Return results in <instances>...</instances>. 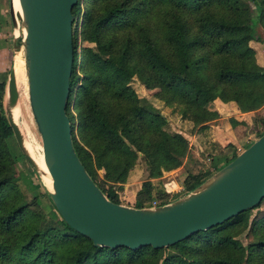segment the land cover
I'll return each instance as SVG.
<instances>
[{"label": "trees", "instance_id": "1", "mask_svg": "<svg viewBox=\"0 0 264 264\" xmlns=\"http://www.w3.org/2000/svg\"><path fill=\"white\" fill-rule=\"evenodd\" d=\"M250 1L258 11L255 17L244 0L84 1L82 40L98 43L105 55L92 47L78 55L74 39L66 113L81 162L94 181L102 171L99 187L112 202L120 204L115 186L127 182L139 154L149 175L136 193L138 204L168 198L163 172L180 166L189 152L188 139L168 131L160 111L138 97L130 86L134 77L152 80L160 99L201 128L212 119L208 105L215 101H233L241 112L264 106V67L249 44L258 27L264 32V0ZM4 108L1 100L0 264H264V198L253 208L259 209L253 218L252 209L247 210L170 246L164 257L165 248L94 246L63 221L47 190L51 209L41 215L25 202L13 173V133ZM260 122L264 128V116ZM236 155L212 156L206 176ZM204 177L188 174L174 197L192 191ZM243 228L248 229L247 245L234 235Z\"/></svg>", "mask_w": 264, "mask_h": 264}, {"label": "water", "instance_id": "2", "mask_svg": "<svg viewBox=\"0 0 264 264\" xmlns=\"http://www.w3.org/2000/svg\"><path fill=\"white\" fill-rule=\"evenodd\" d=\"M77 2L18 0L17 13L10 0L8 9L14 50L23 48L29 106L51 178L52 191L46 187L47 192L63 221L94 246L162 249L257 206L264 198V134L211 179L172 202L130 207L105 195L75 150L66 113L74 62L72 9ZM6 96L7 106L17 103L14 67L8 73ZM4 111L23 157L41 173L25 149L18 122Z\"/></svg>", "mask_w": 264, "mask_h": 264}, {"label": "rangeland", "instance_id": "3", "mask_svg": "<svg viewBox=\"0 0 264 264\" xmlns=\"http://www.w3.org/2000/svg\"><path fill=\"white\" fill-rule=\"evenodd\" d=\"M3 1L4 0H0V22H2V25L0 27V93H1L0 95L3 94V97L0 96V105H1V100L2 103H4L5 105L7 103L6 81L8 78L9 71L12 69V67H14V56L16 54L13 47L15 29H14V25L12 24L8 10L10 0H5L6 1L5 17L2 16L1 13L2 10L1 6L3 5ZM79 1H80L79 2L80 10L76 15H74V21H73V41L75 39V46L77 53L79 55L83 47H92V49H94L96 52L105 55L103 48L98 43L90 44L82 40L81 31L83 24V15L86 9L84 3L85 0H79ZM244 1L248 3V5H250L251 14L253 17H255L258 14V11L257 9H255L254 4L250 0H244ZM257 35L258 36L264 35L263 30H260V34H256V36ZM263 41L264 40H261L260 38L257 41L255 40L253 41L256 43V47H258L257 51L259 53L262 51L261 46L264 45ZM249 44L251 46L252 42L250 41ZM18 57L19 56H17V58ZM17 58H16V62H17ZM15 67H16V63H15ZM76 71H79L78 67L76 68ZM79 75L81 80L82 73H80ZM130 86L134 89L138 97L147 99L152 107L157 108L160 111V114L167 120L166 129L168 131L179 132V133L186 132V134L188 135L193 133L194 130L198 127V126H194L191 121L182 117L179 107L169 106L162 99H160L159 96L160 88L157 87V85H155L152 80L143 83L142 81L139 80V78L134 77L130 83ZM20 105H21V115L19 121L17 120V122L25 141L26 151L29 154V149L30 148L34 149L35 155H33L34 157L32 159L39 167L41 173L35 170L33 166L30 163H28V161L23 157L22 151L19 150L17 143L14 139V136L9 138V143L13 147V154L16 157L12 170L14 175L17 177L19 187L27 195L25 196L24 199L25 202L29 203L30 205H34L31 207L32 208L35 207L41 213V215L42 214L47 215L49 213V210L51 209V204L48 200V197L45 194V190H47V188L43 183L44 178L42 179L43 154H42L41 138L37 131L36 123L33 119L29 106L28 97L26 96V90L24 88L20 90ZM71 111L74 117L76 118V112L73 108V102L71 106ZM263 116H264V108L254 115L253 120L251 122V126L250 127L248 126V129L244 131V135L243 137L240 138L236 148L234 146H227L224 149H221L217 152L220 154L225 153V155H227L226 153H229L227 156L231 155L232 153L239 154L240 152H242L248 145L253 143L260 136V134L264 132V128L262 127L260 122ZM188 141L190 143V140ZM212 155L213 154L211 152L208 154H204L203 166H201L200 168L194 167L193 169H188L187 173L190 174L189 172L191 171L192 173L193 171H197L196 174L205 176L203 178V182L211 179L215 175V173L212 172L211 175L208 176L206 175L209 173L211 169V167H209L210 159L208 158L211 157ZM206 164L208 166H206ZM167 172L168 171H164L162 177ZM148 175H149V169L147 168V165L145 164L142 158V154H139V158L137 159L133 169L129 173L127 182L122 187L115 186V189L119 196L120 204L130 207H151L153 201L158 202L159 204H165L167 202H172L177 198H179L174 196L179 192L183 191V183L180 186L181 189L178 192L176 191L174 196H168V198H164V197L154 198L152 199V201H145L138 204V201L136 200V193L141 188L142 183L148 179ZM164 181L165 180H163V182ZM95 182L97 183L98 186L103 187L102 171H97ZM174 187L176 186L174 185ZM184 195L185 193L183 195H180V197ZM258 210H259L258 208L252 209L249 218L250 219L253 218ZM247 230L248 229L243 228L240 233L234 234L235 238L239 239L243 245H247L249 243V241L245 238ZM172 250L173 249H171L170 246L165 247V250L162 252L161 257H164V255L170 253Z\"/></svg>", "mask_w": 264, "mask_h": 264}, {"label": "crops", "instance_id": "4", "mask_svg": "<svg viewBox=\"0 0 264 264\" xmlns=\"http://www.w3.org/2000/svg\"><path fill=\"white\" fill-rule=\"evenodd\" d=\"M5 8L6 1L4 0L3 5L1 6V13L4 17ZM1 25L2 22H0V27ZM260 30L262 29L258 27L257 34H260ZM256 37L255 41H257L258 38L264 40V35H257ZM253 41H251V46L255 50L256 60L260 66L264 67V45L261 46L262 51L259 53L257 51L258 47H256V43ZM208 108L211 111L212 119L205 123L203 128L198 126L193 133L188 135L186 132L182 133L188 140H190L188 156L180 166L168 171L163 177H161V179L165 180L163 185L164 191L169 196H174L175 192H178L181 189L180 186L188 175V169H193L194 167L200 168L203 166L204 154L211 152L213 154L212 156H215L220 154L217 151L224 149L227 146H234L236 148L240 138L244 135V131L248 129V126H251L254 115L262 110L264 106L257 110L241 112L237 104L233 101H215L210 103ZM226 154L228 155L229 153ZM232 155L233 153L228 157L230 158ZM212 156L208 158L210 159L209 167H211ZM206 166L208 165L206 164ZM196 172L197 171H193L192 173L191 171L189 173L196 174ZM156 180L157 179H152L154 183H157ZM174 185L176 187H174ZM168 187L169 189H167Z\"/></svg>", "mask_w": 264, "mask_h": 264}, {"label": "bare ground", "instance_id": "5", "mask_svg": "<svg viewBox=\"0 0 264 264\" xmlns=\"http://www.w3.org/2000/svg\"><path fill=\"white\" fill-rule=\"evenodd\" d=\"M12 4H13L14 11L17 13H20V7H19L18 0H12ZM19 22H20V20H19ZM19 24L21 25V23H19ZM21 27H22V33L24 34L25 28L22 25H21ZM23 53H24L23 48L21 47V49L18 52H16V54L14 56V71H15L16 87H17V91H18L17 103L15 105L9 104L8 106H7V103H6V105L4 104L5 108L7 109V111L9 112V114L11 115V117L13 118L14 121H17V120L19 121V118L21 115L20 90L22 88H24L26 90V96L28 97V83H27V75H26ZM17 56H19V57L17 58ZM16 58H17V62H16ZM15 63H16V67H15ZM24 146H25V141H24ZM25 149H26V146H25ZM29 155L31 156V158L34 157L33 155H35V151L33 148L29 149ZM42 166H43V171H42L43 177H42V179L44 178V180H43L44 184L49 189V191H52L51 178H50V176L47 172V169L44 165L43 155H42Z\"/></svg>", "mask_w": 264, "mask_h": 264}, {"label": "built area", "instance_id": "6", "mask_svg": "<svg viewBox=\"0 0 264 264\" xmlns=\"http://www.w3.org/2000/svg\"><path fill=\"white\" fill-rule=\"evenodd\" d=\"M167 189H169V187ZM157 205H160V204L158 202H155V201L152 202V206H157Z\"/></svg>", "mask_w": 264, "mask_h": 264}]
</instances>
